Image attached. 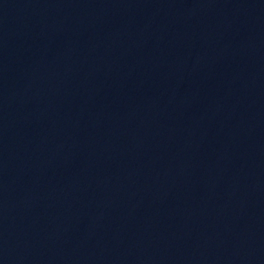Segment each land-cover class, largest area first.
<instances>
[{
	"label": "water",
	"instance_id": "1",
	"mask_svg": "<svg viewBox=\"0 0 264 264\" xmlns=\"http://www.w3.org/2000/svg\"><path fill=\"white\" fill-rule=\"evenodd\" d=\"M0 264H264V0H0Z\"/></svg>",
	"mask_w": 264,
	"mask_h": 264
}]
</instances>
